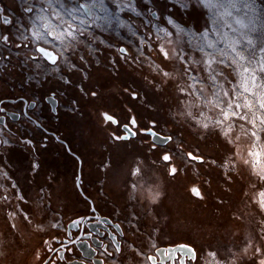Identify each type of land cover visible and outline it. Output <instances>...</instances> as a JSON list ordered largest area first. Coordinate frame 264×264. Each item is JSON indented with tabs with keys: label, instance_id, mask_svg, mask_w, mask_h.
<instances>
[{
	"label": "rangeland",
	"instance_id": "obj_1",
	"mask_svg": "<svg viewBox=\"0 0 264 264\" xmlns=\"http://www.w3.org/2000/svg\"><path fill=\"white\" fill-rule=\"evenodd\" d=\"M76 2L63 0L68 9ZM49 3L35 0L30 18ZM247 4L236 0L235 7L209 8L203 0H103L101 17L94 14L95 24L75 31V40L55 26L60 38L47 39L57 48L55 63L30 55L22 66L30 76L27 91L34 89L42 101L45 114H37L79 134L76 139L65 132L75 147L81 139L91 145L92 154L81 153L83 181L97 192L94 198L124 216L142 264H150L146 253L154 247L177 242L197 248L196 264L264 262V0ZM156 8L163 16H153ZM178 8L188 9L186 21L177 17ZM121 44L130 55L119 51ZM213 58L210 69L206 61ZM15 70L17 85L20 69ZM107 71L137 92L125 100L146 124L171 136L167 143L153 150L136 126L135 136L126 139L110 127L109 110L125 100L118 95L121 87L107 92L100 84ZM49 91L62 99L57 114L41 99ZM24 125L26 136L37 132L33 123ZM18 135L5 137L0 147V264H28L36 243L67 210L62 207L79 198L73 156L59 144L47 148L40 170L39 151L29 150ZM256 147L259 162L252 153ZM217 186L225 190L221 196Z\"/></svg>",
	"mask_w": 264,
	"mask_h": 264
},
{
	"label": "flooded vegetation",
	"instance_id": "obj_2",
	"mask_svg": "<svg viewBox=\"0 0 264 264\" xmlns=\"http://www.w3.org/2000/svg\"><path fill=\"white\" fill-rule=\"evenodd\" d=\"M34 2L35 0H0V147L5 146V137H10L13 140L15 134H19L20 143L24 142L23 145L31 151H39L40 163L38 165L40 170H43V160L45 161L43 152H47V148L50 151L55 150L58 148L57 144H59L75 160L72 163H76L75 186L79 198L76 202L62 207V209L67 210L63 212L61 218L57 221L56 228L44 233L36 243L33 251L30 252L28 264H142L138 254H141V252L137 251L139 246L132 242V231H130L124 216L121 213H117L115 209H110L107 205L100 203L99 199L94 198L93 196L97 195V192L83 181L84 173L82 167H85L86 164L84 162L85 154L83 156L81 153L86 151L92 154L91 145L86 140L81 139L77 140L80 147H75L70 136L66 135V133L70 134L72 130L66 132L61 125H54V121L47 120L46 116L40 117L41 113L42 115L45 114V111L40 108L42 101L34 89L33 92L27 91L30 76L22 66L30 62V55L48 62L37 51V47L41 45L57 52V48L53 43L40 41L33 44L30 38L23 36V32L30 20L29 15L35 9L32 4ZM101 8L103 10L102 6ZM171 8L172 6H170V10ZM94 10L92 8L93 14ZM101 11L99 10L98 12ZM178 11L184 22L189 17L188 9L181 10L178 8ZM153 16H163V13L156 8ZM58 21L59 19H54L56 25ZM52 32H54L53 34L57 33L55 31ZM5 37L7 39H4ZM119 51L124 55L131 54L129 48L123 44L119 45ZM15 66L20 69V77L17 78V81H21V83L17 85L15 84L14 73L18 71L15 70ZM115 86L121 87L118 95L122 100L128 97L136 98L138 95L137 92L131 91L127 86ZM106 89H109L107 92H110V87ZM51 95L56 99L55 112L52 111L50 103L46 101V97ZM90 97L93 99V96ZM41 99H43L45 104L49 105V110L52 113L57 114L59 112L57 109H59L62 99L55 92L42 93ZM92 99L88 96L90 102H92ZM99 99H104V95H99ZM126 100L119 102V104L114 103L113 109L109 110L111 112L109 113L111 114L110 127L114 131L116 130L115 133L121 134L124 132L123 125L133 124L132 120H134L136 128L145 132L143 136L146 137L143 140L150 142L153 150L156 149L158 144L151 140V135L146 133V130L154 129L157 132L160 131L155 125L146 124L136 107H132ZM83 103L85 104V101L80 100V106L83 107ZM37 109H39L40 114H37ZM127 111H130L129 115ZM15 115H17V118L12 117ZM40 118L42 120L45 119V121ZM30 123H33L37 130L36 136H34L35 132L30 133L28 136L24 133L26 131L24 124L29 125ZM73 134L76 139L80 138L79 134ZM37 137L39 140H35ZM50 144L52 146H49ZM8 151L11 152V148ZM87 164L90 163L88 162ZM79 167L81 171V179L79 181L81 190L76 184ZM43 173L45 175L44 171ZM202 188V190H205V187ZM214 191L216 195L220 196L225 192L224 188L220 186L215 187ZM156 247H154L153 251L146 253V259L150 264H161L159 262L160 257L158 255L153 256ZM195 249L196 257L194 260L188 257L187 254L185 256L178 254L174 258L173 263L169 259L165 264H196L199 253L196 247ZM150 254L152 255L151 257L149 256ZM166 255L167 253L164 254V256Z\"/></svg>",
	"mask_w": 264,
	"mask_h": 264
},
{
	"label": "built area",
	"instance_id": "obj_3",
	"mask_svg": "<svg viewBox=\"0 0 264 264\" xmlns=\"http://www.w3.org/2000/svg\"><path fill=\"white\" fill-rule=\"evenodd\" d=\"M50 3L49 4H45L43 8H41L40 12L36 15V16H32V18H30L29 22H28V26L26 27L25 31L23 32V36L26 38H30L32 40L33 44H36L37 42L40 41H47V39L49 38H53V36H55V39H58V36H56L55 34H53V36H48L47 32L51 31V29H49L48 27L53 25L54 27H58V29H69V30H75V31H79L80 29H84L85 27H87L88 25H92L95 24V16L92 12V8H94L96 11H101L102 8L100 5L96 6L93 5V2H89L86 0H76L77 4L75 3V5L73 6H69V9L72 10L76 7V5L83 3L85 4V6L87 8L91 7V11L90 14H81V11H76L74 12L75 15V19H72L69 16H64L63 15V11L59 8L58 4L55 2V0H49ZM53 4H55L57 6L53 7ZM57 18L59 19L58 24L56 25V23L54 22V19ZM62 18V19H61ZM62 20L64 22H62ZM81 21H83V23H81ZM40 22L42 23V28H38L37 27V23ZM69 24L71 25V28H69ZM55 27V28H56ZM57 29V32H58ZM56 31V30H55ZM39 32L42 36L43 39H37L35 33ZM52 32V31H51ZM54 33V32H53ZM60 38V37H59ZM33 39H35V41H33Z\"/></svg>",
	"mask_w": 264,
	"mask_h": 264
},
{
	"label": "water",
	"instance_id": "obj_4",
	"mask_svg": "<svg viewBox=\"0 0 264 264\" xmlns=\"http://www.w3.org/2000/svg\"><path fill=\"white\" fill-rule=\"evenodd\" d=\"M124 46H126V45H124ZM37 48H45L48 52L51 53L52 57L56 58L55 62L57 61L58 53L55 52L53 49H50V48H47V47H44V46H41V45H39ZM42 56L49 63L53 64V62L51 61L50 58L45 57L43 54H42ZM46 101H48L50 103L52 111L55 112L56 99L53 98L52 95H51V96H47L46 97ZM12 117L13 118H17V115L12 116ZM132 123H133L132 126L130 124L123 125L124 132L120 134V138L126 139V138H129V137L135 136L136 131L133 129V126H135L136 123H135L134 120H132ZM146 133H149L151 135V140L155 144H159V145H164L165 143H167L171 139L170 135L162 134L160 132L155 131L154 129H148V130H146ZM0 144H1V139H0ZM192 157L196 158V160H202V157H195L193 155H192ZM80 179H81V171H80V167H79L78 168V175H77V179H76V184H77L78 188L81 190L80 182H79ZM166 253H167V255L164 256V254H166ZM178 254H180L181 256H185L187 254L188 257H190V258H192V260H194L195 257H196V249H195V247L192 244H189V243H186V242H177L175 244L160 245V246L156 247L155 250H154L153 256H157L158 255L160 257V261L159 262L161 264H165L166 261H168L169 259L173 263L174 262V258L177 257ZM149 256L151 257L152 255L150 254Z\"/></svg>",
	"mask_w": 264,
	"mask_h": 264
},
{
	"label": "snow or ice",
	"instance_id": "obj_5",
	"mask_svg": "<svg viewBox=\"0 0 264 264\" xmlns=\"http://www.w3.org/2000/svg\"><path fill=\"white\" fill-rule=\"evenodd\" d=\"M55 2L58 4L59 8H60L63 12H65L69 17H71L72 19H75V18H76L75 15H74V12H76V11H81V10H83V11L81 12L82 15H83V14H90V11H91V7L86 8V7H85V4H83V3H80V4L76 5V7H75L74 9L70 10V9H68L67 6L63 3V0H55ZM203 2H204L205 5H206L207 7H209V8L223 7V6H225V5H228V6H231V7H235V6H236V0H203ZM243 2H245V5L248 6V4H247V0H243ZM93 4L103 5V0H93ZM29 10H31V9H29ZM227 15H231V13L229 12V13H227ZM61 19H62V18H61ZM62 22H64V21L62 20ZM215 22H216V21L214 20V23H215ZM81 23H83V21H81ZM68 27L71 28V25L69 24ZM64 32H65V33L67 34V36L70 37L71 39H73V40L76 39V36H75V30L69 31L68 29H65ZM35 35H36L37 39H43V36H42L39 32L35 33ZM47 35H48V36H53V32L49 31V32H47ZM53 38L55 39L56 37L53 36ZM4 39H7V37H5ZM45 42H47V41H45ZM249 43H251V42L249 41ZM207 47H209V48H213L214 45H213L212 43H208ZM37 51L41 52L45 57L50 58L51 61H52L53 63H55V59H56V58H55V57H52V56H51V53L48 52L45 48H37ZM233 51H234V52L236 51L235 48H233ZM165 55H167V54H165ZM236 57H237V59H239V60H243V59H244L243 55H242L241 53H238V52L236 53ZM216 62H217V61H216L214 58H213V59H209L208 61H206L207 65H208V67H209L210 69H211L212 64H213V63H216ZM235 62H236V61L234 60L233 63H235ZM213 71H214V70H213ZM259 71L262 72V73H264V66H262V67L259 69ZM244 72H249V68L245 67V68H244ZM212 79H215V76H214V75L212 76ZM252 79H253V83H255V80H256V76H255V74H253ZM262 79H264V77H262ZM245 91H248V89L245 88ZM225 95H227V93H225ZM237 107H239V105H237ZM260 107H261V108H264V104H261ZM233 115H235V113H233ZM224 117H225V119H228V113H227V112H224ZM243 118H244V117H241V119H243ZM106 119H111V117H107V116H106ZM261 123L264 124V121H261ZM205 127H207V125H205ZM225 134H227V133H225ZM253 135H255V133H253ZM250 154H251V153H250ZM163 158H164L165 161L169 160V157H168V156H164ZM246 163H247V161H246ZM175 171H176V170L173 168V169H172V172L174 173ZM262 178H264V177H262ZM192 191H193V193H194L195 195H199V191H198L196 188H193ZM262 195H264V193H262ZM261 207L264 208V201L261 202ZM262 264H264V262H262Z\"/></svg>",
	"mask_w": 264,
	"mask_h": 264
},
{
	"label": "trees",
	"instance_id": "obj_6",
	"mask_svg": "<svg viewBox=\"0 0 264 264\" xmlns=\"http://www.w3.org/2000/svg\"><path fill=\"white\" fill-rule=\"evenodd\" d=\"M178 18H180V20H183L181 18V15L177 16ZM186 21V20H185ZM103 80L105 79V82H101L100 84H103L104 88H108L111 87L113 85H122L121 81H119L118 79H115L114 76L112 74L109 73V71H107L106 74H104L103 76ZM80 103V102H79Z\"/></svg>",
	"mask_w": 264,
	"mask_h": 264
},
{
	"label": "bare ground",
	"instance_id": "obj_7",
	"mask_svg": "<svg viewBox=\"0 0 264 264\" xmlns=\"http://www.w3.org/2000/svg\"><path fill=\"white\" fill-rule=\"evenodd\" d=\"M102 7H103V12H104V10H105V6H103V5H101ZM106 12V11H105ZM94 14H95V16H98V17H101V13H99V12H94ZM106 16V15H105ZM110 16V15H109ZM108 16V17H109ZM106 18V17H105ZM112 19V18H111ZM120 21V20H119ZM49 29H51V31H55V32H57V29L53 26V25H51V26H49L48 27ZM65 29H63V31H64ZM69 30V29H68ZM62 31V30H61ZM69 31H71V30H69ZM261 150L259 149V148H255L254 149V151L252 152L253 153V157L256 159V161L257 162H259L260 161V158H261V152H260Z\"/></svg>",
	"mask_w": 264,
	"mask_h": 264
}]
</instances>
